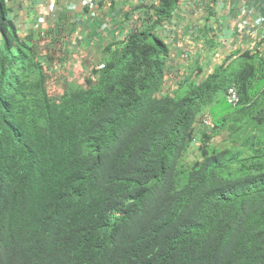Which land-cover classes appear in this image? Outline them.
Returning a JSON list of instances; mask_svg holds the SVG:
<instances>
[{"label":"trees","instance_id":"obj_1","mask_svg":"<svg viewBox=\"0 0 264 264\" xmlns=\"http://www.w3.org/2000/svg\"><path fill=\"white\" fill-rule=\"evenodd\" d=\"M179 1L145 5L54 98L0 0V264H264V55L232 51L206 76L194 60L164 92L159 29Z\"/></svg>","mask_w":264,"mask_h":264},{"label":"crops","instance_id":"obj_2","mask_svg":"<svg viewBox=\"0 0 264 264\" xmlns=\"http://www.w3.org/2000/svg\"><path fill=\"white\" fill-rule=\"evenodd\" d=\"M156 1L7 0L6 4L19 34L30 37L31 44L39 46L40 56L50 72L51 81L55 83L58 79L59 82L77 79L79 74L88 71L89 65L94 67L101 59L102 49L123 40L132 28L139 26L140 11L142 13L145 5H154ZM204 2L180 0L173 18L159 29L161 38L170 50L168 65L171 69L174 65V70L179 66L185 70V67L197 60L203 69L201 74L206 76L213 71L215 64L225 58L221 57V52L215 51L219 48L228 51L227 45H230L234 36L236 21L232 18L233 5L230 0H216L211 9L209 5L208 9L206 6L205 14L198 12L194 17H189L192 9ZM187 6L191 9L188 14ZM210 35H214L213 41ZM186 42L195 46L193 56L191 50L184 51L181 47ZM245 50L256 49L248 45ZM63 51H67L66 57ZM259 51L264 55V48ZM215 53L221 55V59L213 64L211 60Z\"/></svg>","mask_w":264,"mask_h":264},{"label":"built area","instance_id":"obj_3","mask_svg":"<svg viewBox=\"0 0 264 264\" xmlns=\"http://www.w3.org/2000/svg\"><path fill=\"white\" fill-rule=\"evenodd\" d=\"M230 4L233 5L231 10L234 16L232 18L236 23L232 41L230 45H227L228 51H233V49L244 51L248 45H251L254 50L263 49L264 0H230ZM226 98L229 103L235 104L237 97L234 88L228 89Z\"/></svg>","mask_w":264,"mask_h":264},{"label":"rangeland","instance_id":"obj_4","mask_svg":"<svg viewBox=\"0 0 264 264\" xmlns=\"http://www.w3.org/2000/svg\"><path fill=\"white\" fill-rule=\"evenodd\" d=\"M205 2L206 1H208V4H209V7H211L212 8V4H211V1L210 0H204ZM199 3V5H197V6H195V8L194 9H192V11H191V9H190V6H187V8H186V10L188 11L187 12V14L189 15V17L191 16V17H194L198 12L200 13V14H205V9H206V6L208 7V4H206V3ZM150 4H153V3H150ZM94 7V6H93ZM198 8H199V10H198ZM208 9V8H207ZM147 9H146V6H145V11H146ZM145 11H143L142 13H143V15H144V13H145ZM194 11V12H193ZM232 16H234V15H232ZM140 17H142V15H141V13H139V15H138V19H141ZM137 18H136V20H138ZM190 19V18H189ZM134 20H135V18H134ZM138 22H139V20H138ZM215 38V37H214ZM181 47L182 48H184L185 50L184 51H186V49H189V50H191V52H192V54H191V56H193L194 55V49L193 48H195V46H193L192 44H190L189 42H186L185 44H182L181 45ZM215 52H217V53H220L221 52V55H217V53H215L214 55H212V57H213V59L211 60V63H215L216 61H217V59H221V57H225L226 55H228V53L230 52H228V51H224L223 49H221V48H219V49H216V51ZM190 55V54H189ZM189 55H188V57H189ZM215 55H217L216 57H215ZM219 56H221V57H219ZM194 62V61H193ZM192 62V63H193ZM219 62V61H218ZM218 62H216V63H218ZM100 63V60L98 61V62H96V65H98ZM191 63V64H192ZM220 63V62H219ZM190 64V65H191ZM90 66H93V65H89L88 66V71L87 72H85V73H82V74H79V76H78V78L76 79V78H74V80L73 81H76V82H78V80H80V84H82L83 86H84V79H86L87 77H89V73H90V69H89V67ZM189 67V66H188ZM188 67H185V70L183 69L184 67H182V66H179L178 67V69L177 70H174L175 69V66L173 65V69H170V71H168V73L167 74H165V84H164V88H163V91L164 92H167V91H169L170 89H173V88H175L176 87V85H177V83H178V81H179V79H181V78H183V76L186 74V72L188 71ZM90 68H93V67H90ZM209 69V71L211 70V67H209L208 68ZM177 72L179 73V76H177ZM200 78H198V80H199ZM64 84H65V80L64 81H62V82H59V79L58 80H55V83L54 82H52V84H50L49 85V88H50V93H52V95H58L59 93H61V91H62V87L64 86ZM221 94V93H220ZM202 117H204V116H202ZM199 120H201V118L199 119ZM199 126H201V124L199 123V122H196V124H195V127H196V129L199 127ZM211 142H213V141H211ZM227 144V143H226ZM199 143L198 142H195V144H193V146H192V148H190L189 149V151H188V153H187V161L188 162H193V161H195L196 159H198L199 158Z\"/></svg>","mask_w":264,"mask_h":264},{"label":"clouds","instance_id":"obj_5","mask_svg":"<svg viewBox=\"0 0 264 264\" xmlns=\"http://www.w3.org/2000/svg\"><path fill=\"white\" fill-rule=\"evenodd\" d=\"M211 1V0H210ZM213 2L214 1H211V4H213ZM208 8V7H207ZM210 9H211V7H209ZM21 36V35H20ZM237 50H239V51H242V50H240V49H236V50H234V51H237ZM259 50H263V49H259ZM233 51V52H234ZM244 51H246V50H244ZM252 51V50H251ZM229 52V51H228ZM232 51H230L229 53H231ZM243 52V51H242ZM254 52V51H253ZM228 53V54H229ZM221 63V62H220ZM220 63H218V64H220ZM97 66V68H100L101 67V65H95L94 67H96ZM47 69V68H46ZM92 69V68H91ZM90 69V70H91ZM47 72H48V74H49V78H48V81H47V92H48V94L51 96V97H54V98H57V97H59L61 94H62V92H63V87H62V91H61V93H59L58 95H52V93H50L51 91H50V88H49V85L50 84H52V81H51V75H50V72H49V70H47ZM73 81V80H72ZM66 82V81H65ZM76 82V81H75ZM78 83V82H77ZM79 84V83H78ZM79 85H82V84H79ZM230 87H232V88H234V90H235V94H236V97H237V101L235 102V104H232V103H229L228 101H227V98H226V94H227V91H228V89L230 88ZM230 87H228L227 88V91L225 92V94H224V97H225V101H226V103L228 104V105H230V106H232V107H235L238 103H239V96H238V94H237V91H236V89H235V86L234 85H231ZM206 116V115H205ZM202 123L203 124H206V125H208V126H210L211 125V121L209 120V119H207V118H202ZM193 144H195V142L193 143ZM193 144L191 145V147L190 148H192V146H193ZM189 148V149H190ZM198 159H200V155H199V158ZM198 159H196V160H198ZM195 160V161H196Z\"/></svg>","mask_w":264,"mask_h":264}]
</instances>
